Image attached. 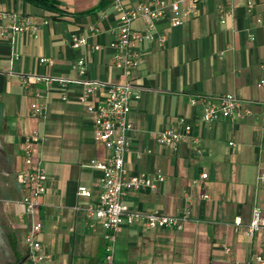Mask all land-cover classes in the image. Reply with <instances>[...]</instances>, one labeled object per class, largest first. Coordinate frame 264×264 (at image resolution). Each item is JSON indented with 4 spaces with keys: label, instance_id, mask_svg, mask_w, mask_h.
Wrapping results in <instances>:
<instances>
[{
    "label": "crops",
    "instance_id": "crops-1",
    "mask_svg": "<svg viewBox=\"0 0 264 264\" xmlns=\"http://www.w3.org/2000/svg\"><path fill=\"white\" fill-rule=\"evenodd\" d=\"M57 1L68 16L54 18L23 0H0V10L24 13L38 26L36 32L0 38V150L9 167L0 216L18 239L20 252L29 251L19 175L25 169L24 138L37 132L44 137L40 152L48 175L37 236L43 253L50 256L45 264H108L104 229L86 213L101 194L102 171L91 162L109 154L95 140V116L87 105L101 101L104 89L90 102L79 98L82 81H123L110 48L119 13L112 0ZM122 1L132 7L137 0ZM198 12L196 17L185 16L180 26L161 22L163 46L148 41L140 45L134 84L141 98L132 104V144L125 162L130 174L160 171L165 176L157 191L127 193L124 201L130 208L180 216L191 197V216L182 230L122 226L114 264H263L256 258L264 261V228L251 237L236 229L235 219L249 224L256 207L264 216V183L258 180L264 173V85L259 86L264 80V0H206ZM133 28L144 31L146 21L135 20ZM73 33L86 34L89 45L74 48ZM94 45L101 49L93 51ZM79 58L87 61L84 76L75 67ZM34 76L55 81L37 83ZM24 77L29 84L23 83ZM61 79L72 82L63 86ZM227 93L253 114L208 126L201 120L206 107ZM36 101L45 105L44 117L32 115ZM182 121L193 126L199 143L189 138L177 151L159 144V134L180 129ZM80 186L89 188L92 196H79Z\"/></svg>",
    "mask_w": 264,
    "mask_h": 264
},
{
    "label": "built area",
    "instance_id": "built-area-1",
    "mask_svg": "<svg viewBox=\"0 0 264 264\" xmlns=\"http://www.w3.org/2000/svg\"><path fill=\"white\" fill-rule=\"evenodd\" d=\"M206 0H137L135 5L127 7L122 0H112L114 8L119 13V27L115 39L110 43L114 52V65L122 73L123 81L116 84H105L97 80L82 81L84 91L80 96L83 103L90 102L98 90L103 87L104 94L101 101L89 103L87 111L95 116V140L105 145L109 154L104 160H93L91 166L102 171L101 194L99 198L86 207L87 216L101 223L104 229L106 241V262L114 264V256L117 245V235L122 226L142 224L149 229L182 230L184 223L191 216V197H187V206L182 215L173 216L159 211L148 212L133 210L125 203L124 197L129 192L135 191H157L165 176L160 172L154 175L147 173L130 174L126 168V154L132 144L129 133L133 130L130 118L132 104L141 98V89L134 84L135 72L141 65L142 52L140 45L144 41L164 45L166 38L158 33L159 24L168 21L171 26L176 27L184 24L185 16H198V6ZM249 7L252 3L249 2ZM139 18L146 21L144 31L133 28V22ZM38 26L27 15L17 11L0 10V38L12 39L14 35L26 31L36 32ZM253 35L250 38L253 39ZM71 45L81 49L89 45V37L83 33L71 35ZM92 50H99V45L91 46ZM18 57V56H17ZM75 67L81 76L87 73L86 58H79ZM264 72V66L262 67ZM34 82L51 84L55 81L51 77L34 76ZM24 84H29V77L22 78ZM63 86H67L71 80H59ZM264 85L261 80L259 86ZM67 100V96H63ZM192 104L196 99L192 98ZM32 115L44 117L46 107L39 101L32 104ZM253 111L246 108L244 103L234 94H223L214 104L208 105L201 120L208 126H212L220 119L235 118L237 115L251 116ZM180 129L168 128L158 136L159 144L179 150L180 146L192 138L197 145L199 139L193 136V126L184 124ZM264 133V128H263ZM44 137L34 132L24 138L23 156L25 169L19 175V182L24 187L25 193L21 203L25 207V214L28 217L29 229L25 237V244L29 250L30 264H45L50 256L43 253L42 244L37 238L42 230L41 198L46 194L48 175L44 166L40 147ZM233 145V143H230ZM197 153L201 149L195 148ZM208 174H202L206 179ZM260 183H264V173L258 177ZM78 195L91 197L92 192L85 186L78 188ZM206 198L208 196H205ZM235 226L253 237L256 232L264 228L263 210L256 207L249 224L244 225L241 217L235 219ZM229 251V250H228ZM257 261L264 264L261 257Z\"/></svg>",
    "mask_w": 264,
    "mask_h": 264
},
{
    "label": "trees",
    "instance_id": "trees-1",
    "mask_svg": "<svg viewBox=\"0 0 264 264\" xmlns=\"http://www.w3.org/2000/svg\"><path fill=\"white\" fill-rule=\"evenodd\" d=\"M23 1H25L30 5L38 7L44 10L45 12L51 13L54 18L68 16V14L59 7V2L57 0H23ZM96 9L97 8L88 10L86 12H82L79 15L91 14L94 11H96ZM8 244L10 246V249L14 257L16 258V261L17 262L21 261L24 255L22 252H20L18 239L12 233H8Z\"/></svg>",
    "mask_w": 264,
    "mask_h": 264
},
{
    "label": "flooded vegetation",
    "instance_id": "flooded-vegetation-1",
    "mask_svg": "<svg viewBox=\"0 0 264 264\" xmlns=\"http://www.w3.org/2000/svg\"><path fill=\"white\" fill-rule=\"evenodd\" d=\"M9 171V167H8V163L6 162L5 159H3V156L1 154V150H0V199L3 196V194L5 193L4 191V184H5V180L7 179V174ZM0 224L2 225L5 235L8 239V230L5 224V221L3 220V218L0 216ZM9 246V244H8ZM10 248V246H9ZM11 251V249H10ZM29 254V251H24L23 255L26 256ZM18 263L16 261V258L14 257L12 251H11V256L10 257H6L3 254H0V264H16Z\"/></svg>",
    "mask_w": 264,
    "mask_h": 264
},
{
    "label": "water",
    "instance_id": "water-1",
    "mask_svg": "<svg viewBox=\"0 0 264 264\" xmlns=\"http://www.w3.org/2000/svg\"><path fill=\"white\" fill-rule=\"evenodd\" d=\"M0 254H3L6 257L11 256V251L8 246V239L5 235L4 229L0 224ZM30 254L24 256L21 261L16 264H25L29 260Z\"/></svg>",
    "mask_w": 264,
    "mask_h": 264
},
{
    "label": "rangeland",
    "instance_id": "rangeland-1",
    "mask_svg": "<svg viewBox=\"0 0 264 264\" xmlns=\"http://www.w3.org/2000/svg\"><path fill=\"white\" fill-rule=\"evenodd\" d=\"M25 264H29V262H26Z\"/></svg>",
    "mask_w": 264,
    "mask_h": 264
}]
</instances>
